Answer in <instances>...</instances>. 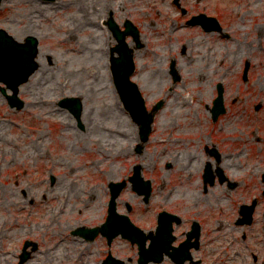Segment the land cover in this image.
I'll list each match as a JSON object with an SVG mask.
<instances>
[{"label": "rangeland", "instance_id": "1", "mask_svg": "<svg viewBox=\"0 0 264 264\" xmlns=\"http://www.w3.org/2000/svg\"><path fill=\"white\" fill-rule=\"evenodd\" d=\"M170 2L0 0V28L23 42L31 35L40 40V68L20 88L25 108L10 109L0 91V264H20L27 240L37 243L39 251L24 264H101L109 250L137 264L138 247L128 240L119 237L109 248L101 236L87 242L74 233L105 222L109 184L128 179L135 165L153 181L151 203L146 206L128 187L119 211L126 214L130 204L131 220L145 231L153 230L158 210L213 204L219 196L227 200L219 187L202 201L200 176L208 161L203 148L217 145L233 163L236 156H246L256 136L264 141V0H202L199 5L187 0L191 11L220 16L233 39L218 33L192 35ZM112 13L118 22L129 18L141 28L145 47L136 54L134 79L148 107L166 100L142 152H136L138 128L118 98L107 65L113 43L102 22ZM170 39L188 44L192 61L182 70V84L174 85L167 73L170 60L180 53L171 51ZM247 60L251 81L246 83ZM220 82L228 111L214 124L207 105L212 107ZM67 97L84 99L83 129L60 107ZM258 104L262 111L254 112ZM179 152L193 159L175 161ZM8 163L16 164L10 177ZM12 181L19 182L15 195L9 193ZM23 189L33 204H17ZM10 197L15 203L8 207Z\"/></svg>", "mask_w": 264, "mask_h": 264}, {"label": "flooded vegetation", "instance_id": "2", "mask_svg": "<svg viewBox=\"0 0 264 264\" xmlns=\"http://www.w3.org/2000/svg\"><path fill=\"white\" fill-rule=\"evenodd\" d=\"M40 1L48 5L56 3L57 0ZM186 3L187 0H171L170 5L179 11L180 20L184 22L185 27L193 31L192 35L207 33L202 23L196 22L197 17H200L197 15H207V13L191 11L194 8H188ZM195 3L199 5L202 0H195ZM219 4H222V2H218ZM111 17L114 16H108L103 23L109 33H112L108 26ZM214 17L222 25L220 16ZM202 21L208 20L203 18ZM126 22V18L123 22L117 21L116 24L121 31L126 29ZM218 22L215 23L218 24ZM152 25L155 26L154 22ZM214 26V23L207 24V27ZM221 29V33L218 34L229 38V36L222 34L223 28ZM191 40H194V38H191ZM169 41L171 42L169 46L171 51L180 52H177L179 59L177 57L171 59L167 69V73L174 84L175 76L172 73V65L176 67L182 82L184 79L182 70L191 63L192 59L188 54V44L181 43L182 45L179 46L174 44L171 39ZM171 44L174 47H171ZM242 79H244L243 76ZM247 81H251L250 77ZM234 101H237V99ZM260 110H262L261 107L260 109L255 108L256 112ZM210 119H212L211 116ZM213 123L216 124V122ZM254 139L255 141L249 147L246 156H236L233 163L232 158L225 156L217 145L212 148L204 147L208 161L204 162L200 176L199 187L202 201L207 202L206 197L211 188L219 187L227 200L223 196H219L213 204L211 202L204 203V205L174 204L170 210L162 209L156 212L157 214L154 216V233L160 219H162L161 213L167 212L172 215L166 217V220L172 222L174 241L170 248L171 255H167L164 262H169V264H264V141L257 136ZM173 159L186 164L189 161L191 162L193 158L186 155L182 156V153L179 152ZM172 164L169 162L166 167ZM15 165V163H8L7 176L10 177L14 174ZM208 165L210 166L214 185H211L210 181L204 178L205 167ZM5 186L7 187V184ZM18 186L19 182H9V193L15 195L14 187ZM19 192L21 196L17 200L18 205H25L27 201L29 204L34 203V201L28 199L27 190L23 189ZM11 202L14 205L13 197L7 198L5 204L8 203L9 207ZM185 242L187 243L186 246L182 247Z\"/></svg>", "mask_w": 264, "mask_h": 264}, {"label": "water", "instance_id": "3", "mask_svg": "<svg viewBox=\"0 0 264 264\" xmlns=\"http://www.w3.org/2000/svg\"><path fill=\"white\" fill-rule=\"evenodd\" d=\"M125 32L115 30V36L119 41L113 51L119 53V57H112L111 70L114 77V83L120 95V98L128 110L130 116L138 125L141 126V137L143 142H147L149 134L152 131L153 114L149 113L146 108L144 96H142L140 89L136 83L132 82L131 76L136 70L134 60V50L126 43L125 38L131 34L136 39L137 48L142 47L139 41V33L136 29H132L130 24ZM39 54V40L35 36L26 38L25 43H21L11 36L7 30L0 29V83H4L8 89L12 91V95H8L6 88L2 91L6 95L11 107L22 109L24 101L19 97L20 86L27 83L30 77L40 67L37 57ZM219 85V97L215 101L214 109L212 110L214 118L224 111L223 107V88ZM83 99L76 97L64 98L60 102V106L66 108L70 113L76 117L81 125V116L84 109ZM142 149L141 146L138 150ZM141 166L134 167V174L129 179L133 184V190L139 196L144 197V203L148 204L153 192L151 180H145L142 174ZM127 181L119 183H111L110 188V205L108 210V217L104 224L94 229H80L76 234L82 236L87 241H94L97 236L101 234L106 237L108 245L112 246L113 241L121 236L123 239L129 240L133 246H139V264H149L151 262L161 263L164 259L163 253H168L172 242L174 241L171 224L159 222L156 235L150 233L146 235L144 231L138 228L127 215L118 213L117 199L121 192L126 188ZM129 212L132 208L128 207ZM168 215L165 212L162 215ZM151 240L149 247H146L147 241ZM31 245L27 242L24 247V253L21 256V263L27 262L33 251L37 250V245L31 252L27 249ZM131 261V260H129ZM102 264H127V261L114 257L109 251L107 258Z\"/></svg>", "mask_w": 264, "mask_h": 264}, {"label": "bare ground", "instance_id": "4", "mask_svg": "<svg viewBox=\"0 0 264 264\" xmlns=\"http://www.w3.org/2000/svg\"><path fill=\"white\" fill-rule=\"evenodd\" d=\"M16 39H18L19 41H21V39H22V38H20V37H17ZM38 61H39V60H38ZM39 63H40V62H39Z\"/></svg>", "mask_w": 264, "mask_h": 264}]
</instances>
